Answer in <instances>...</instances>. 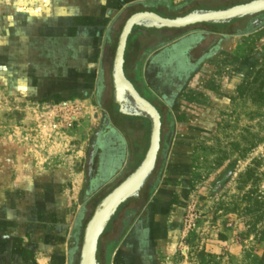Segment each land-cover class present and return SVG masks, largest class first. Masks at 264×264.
Segmentation results:
<instances>
[{
	"label": "rangeland",
	"instance_id": "1",
	"mask_svg": "<svg viewBox=\"0 0 264 264\" xmlns=\"http://www.w3.org/2000/svg\"><path fill=\"white\" fill-rule=\"evenodd\" d=\"M244 1L224 5L227 0H168L165 5L171 14L183 16L197 7L220 10ZM122 25L115 31L93 104L103 125L115 120L121 124L132 162L107 185L97 189L120 165L125 148H110L108 142L102 156L106 163L101 165L96 154L86 174L94 144V135L85 128L89 119L59 112L65 105L52 98L29 101L11 94L0 101V264H50L54 254L59 264H79L84 229L98 201L145 157L148 119L114 118L119 106L113 102V56ZM227 35L229 49L215 69L197 76L173 106L162 108L164 134L155 169L140 199L127 200L109 221L98 250L101 264H109L112 244L135 231L140 221L152 245L146 264H264V212L244 214L246 199L238 187L239 174L257 161L264 192V104L249 89L239 93L253 78L264 83V15L227 25ZM221 93L226 100H219ZM51 109L56 112L47 116ZM252 132L260 133L262 141L249 153L233 149V143L244 147ZM224 149L228 155L222 158ZM48 173L54 175L51 184L56 188L50 199L38 190ZM131 207L143 213L139 221L131 219L128 228L121 217L127 220L124 212ZM52 224L59 228L54 230Z\"/></svg>",
	"mask_w": 264,
	"mask_h": 264
},
{
	"label": "crops",
	"instance_id": "2",
	"mask_svg": "<svg viewBox=\"0 0 264 264\" xmlns=\"http://www.w3.org/2000/svg\"><path fill=\"white\" fill-rule=\"evenodd\" d=\"M167 1L0 0L1 103L3 98L11 94L22 95L24 100L29 101L39 99L43 102L52 98L56 104L70 107L74 112L73 117L89 119L85 128L87 134L94 135V144L87 161L86 174L94 165L91 160L96 154L100 156L101 165L106 163L102 161V156L108 142L112 141L108 145L110 148L124 147L125 155L120 165L97 189L113 181L132 162L129 161L132 147H129L130 141L121 124L115 120L116 124L111 122L103 125V116L93 104L103 85L110 47L114 43L113 38L117 37L114 36L115 31L123 22L122 30L126 20L139 11H154L171 18L178 16L167 9ZM237 1L240 0H227L228 3L224 5ZM259 15H264V11L226 23L200 22L181 28L136 25L127 40L125 74L145 98L155 104L157 101L161 109L171 107L186 85L197 76L207 75L214 70L225 57L229 49L227 37H230L227 35V25L243 23ZM215 24L223 25L218 27ZM145 88L150 90L151 95H147ZM231 98H227V101ZM219 100H226L222 93ZM117 116L128 115L117 109L114 118L117 119ZM115 137L121 141L113 140ZM120 143L122 146L118 147ZM113 157H116V153ZM101 173L102 168L99 176ZM53 176L48 173L42 181L44 185L38 189L48 199L54 197L56 192L51 184ZM93 184L95 187L94 181ZM127 202L120 206V210ZM131 209L124 212L127 220L121 217L126 227L133 216L137 222L143 213ZM128 214H131L130 218ZM137 223L135 232L131 230L125 238L112 244L114 248L109 264H146L149 261L152 254L151 241L139 227L142 221ZM52 225L54 230L59 228ZM153 226L154 217L151 218L152 229ZM52 257L50 264H59L61 259L55 254Z\"/></svg>",
	"mask_w": 264,
	"mask_h": 264
},
{
	"label": "water",
	"instance_id": "3",
	"mask_svg": "<svg viewBox=\"0 0 264 264\" xmlns=\"http://www.w3.org/2000/svg\"><path fill=\"white\" fill-rule=\"evenodd\" d=\"M264 11V0H251L220 10H193L183 16L164 17L154 11H139L125 22L119 35L113 60V99L119 112L133 117H144L150 122V141L145 157L123 181L115 186L96 206L87 222L81 246L79 264H100L98 247L101 235L119 206L138 197L152 175L161 147L162 118L158 108L145 98L125 74V50L134 26L148 28H181L200 22L226 23Z\"/></svg>",
	"mask_w": 264,
	"mask_h": 264
},
{
	"label": "trees",
	"instance_id": "4",
	"mask_svg": "<svg viewBox=\"0 0 264 264\" xmlns=\"http://www.w3.org/2000/svg\"><path fill=\"white\" fill-rule=\"evenodd\" d=\"M125 71H126V68H125ZM254 83L256 85L254 87H252L253 86L252 84H254ZM246 89H249L253 93V95L256 96L255 100H257L261 104H264V83H257L256 78H253V81H248V82H245L241 85L239 93L242 94L243 91ZM152 103L158 108V110L161 113V118H162L161 136H163L164 125H165V118L163 115V111L160 108V106H158L154 102H152ZM149 124H150V122H149ZM260 140L262 141V139L260 137V133L252 132L251 138L247 139V144L244 147H240L239 143H235V144L233 143L231 145L235 146V147L232 146L233 149L240 151L243 154H247V153H249V151H251L257 145V143ZM161 141H162V137H161ZM160 149H161V147H160ZM226 153L228 155V150L227 151L225 149L222 150V152H221L222 158L226 157ZM140 163H141V161H140ZM140 163H138V165ZM138 165L135 167V169L138 167ZM259 167H260L259 163H257V161H255V162H253L252 165L248 166L244 172L240 173L239 177H238L239 190L244 191V195L242 196V199L243 198L246 199V205L244 207H242L244 210V214H246V215L248 213H253V214H255V216H261L262 213L264 212V192L261 191L259 188L260 187V180H262V179H260L261 176L259 175V172H258ZM247 187H250V188L247 191H245V188H247ZM142 190H144V188ZM106 195L107 194H105L101 198V200ZM136 198H140V194ZM132 199H135V198H130V199H128V201H130ZM101 200H99L98 203ZM90 218H91V216H90ZM89 219L87 220V222L89 221ZM258 221H259V218L254 219L253 224L258 223ZM111 223H112V221L108 223L104 233L100 237L98 250L100 248L103 235L108 231V228H109Z\"/></svg>",
	"mask_w": 264,
	"mask_h": 264
},
{
	"label": "built area",
	"instance_id": "5",
	"mask_svg": "<svg viewBox=\"0 0 264 264\" xmlns=\"http://www.w3.org/2000/svg\"><path fill=\"white\" fill-rule=\"evenodd\" d=\"M58 110H59V112H64V114H69L70 116H73V111H72V109L70 108V107H68V106H63V107H60V108H58ZM47 113H46V115L47 116H49V115H51L52 116V114H50L49 112H56L54 109H51V110H49V111H46ZM54 114H56V113H54ZM73 118H75V117H73Z\"/></svg>",
	"mask_w": 264,
	"mask_h": 264
},
{
	"label": "flooded vegetation",
	"instance_id": "6",
	"mask_svg": "<svg viewBox=\"0 0 264 264\" xmlns=\"http://www.w3.org/2000/svg\"><path fill=\"white\" fill-rule=\"evenodd\" d=\"M135 199H137V198H135ZM118 214V213H117ZM117 214H115V216H114V219L117 217ZM128 216L130 217L131 216V214H128ZM132 219H137L136 217H132ZM130 225H131V223H130ZM130 225H128L127 227L129 228L130 227ZM128 228H127V230H128ZM135 232V231H134ZM134 234V233H133ZM146 251H148V249H146ZM147 254H148V252H147ZM146 254V255H147ZM149 255V254H148Z\"/></svg>",
	"mask_w": 264,
	"mask_h": 264
}]
</instances>
